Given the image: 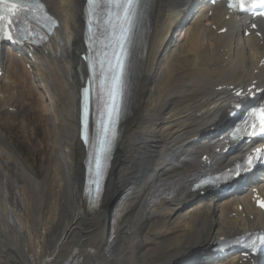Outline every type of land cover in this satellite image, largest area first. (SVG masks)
<instances>
[{"label": "bare ground", "instance_id": "obj_1", "mask_svg": "<svg viewBox=\"0 0 264 264\" xmlns=\"http://www.w3.org/2000/svg\"><path fill=\"white\" fill-rule=\"evenodd\" d=\"M45 2L62 25L33 66L50 95L38 96L39 105L29 101L34 91L22 86L26 79L19 81L14 68L8 73L14 79L4 85L6 91L21 86V101L30 102L20 135L34 149L30 152L35 162L25 164L4 135L11 125L1 123L0 264H171L219 232L241 231L242 215L249 211L246 197L191 204L187 187L202 169V151L210 146L194 151L188 141L222 122L227 97H234L228 89L264 80L259 67L264 45L252 36L241 39L219 9L211 18L204 13L186 25L173 40L170 32L191 0H154L130 119L104 201L98 211L88 213L80 193L84 152L77 141V92L85 73L73 51L80 41L77 15L82 0ZM223 27L228 32L217 35ZM217 88H226L227 96ZM2 99L0 118L7 115L6 98ZM29 116L39 123L31 133L26 131ZM42 156L41 169L35 172ZM238 203L243 208L239 214L234 208ZM231 214L239 218L238 224ZM257 215L246 223L250 229L264 227Z\"/></svg>", "mask_w": 264, "mask_h": 264}, {"label": "snow or ice", "instance_id": "obj_2", "mask_svg": "<svg viewBox=\"0 0 264 264\" xmlns=\"http://www.w3.org/2000/svg\"><path fill=\"white\" fill-rule=\"evenodd\" d=\"M255 4L264 7V0H254ZM140 0H88L90 10L102 9L106 10L105 23L110 29V42L105 45L106 49H110L103 53V58L99 60L101 89L107 93V107H108V124L115 123V119L119 116L118 97L123 94L124 75L128 52L127 46L130 40V32L133 26V21L136 16V9ZM243 7V5H241ZM44 12V5L39 0H0V39L13 40L14 36L11 34V29L5 30V24L13 25L14 20L11 16H18L24 14L26 11ZM46 20H51L45 14ZM91 66V65H90ZM88 90H86L87 93ZM259 119V123L256 121ZM247 127L253 131L248 132L247 128L244 131L249 135H254L256 131L264 134V106H259L256 110L249 114ZM111 128L106 125L104 127V135L106 137L103 142L101 151L107 152L111 147V138L109 133ZM87 142V137H85ZM254 157L249 156L247 163L250 165ZM264 159V155L260 156ZM97 175L101 174L100 158L96 161ZM242 165H237L232 169L233 174L238 175L239 169ZM99 190V185L97 184ZM264 207V204L261 205ZM264 239V238H262Z\"/></svg>", "mask_w": 264, "mask_h": 264}, {"label": "rangeland", "instance_id": "obj_3", "mask_svg": "<svg viewBox=\"0 0 264 264\" xmlns=\"http://www.w3.org/2000/svg\"><path fill=\"white\" fill-rule=\"evenodd\" d=\"M202 19V18H201ZM23 74H24V72H23ZM11 94H12V92H11ZM37 94V93H36ZM20 100H21V95L20 94H18L17 93V95H16ZM21 97V98H20ZM11 99H13L14 100V98H12L11 97ZM37 103H38V105H39V99H38V97H34L33 98ZM15 101V100H14ZM16 102L18 103V100H16ZM23 102V101H22ZM35 108H38V106L37 105H35ZM28 112V111H27ZM25 115H26V113H25ZM9 117V116H8ZM9 118H12V117H9ZM29 118H30V116H29ZM28 118V119H29ZM6 120H8V118H6ZM6 120H3V121H6ZM8 122H10V121H8ZM29 123H28V125H27V127H26V131L28 132V133H31V130H33L34 131V129H33V127H34V125H38L39 123L38 122H35L34 123V121H33V119L32 120H29L28 121ZM31 122V123H30ZM16 127H17V123H16V121H15V123H12V126H11V129H10V133L11 134H17V133H19V129H18V127H17V129H16ZM30 128V129H29ZM41 128V127H40ZM14 129V130H13ZM25 137V136H24ZM27 142V141H26ZM28 143V142H27ZM28 145L31 147V145L28 143ZM31 150H32V147H31ZM30 150V151H31ZM28 152V157H29V159L31 160V161H29V159H27V161L29 162V164L31 165L32 164V166H33V164H34V162H35V158H34V156L32 155V152ZM33 152H34V149L32 150ZM33 156V157H32ZM27 157V158H28ZM33 158V159H32ZM42 158H43V156L39 159V161L36 163L37 164V166L38 167H40L41 166V162H42ZM33 160V161H32ZM51 173H52V171H51ZM54 175H55V177L57 176L56 175V173H54Z\"/></svg>", "mask_w": 264, "mask_h": 264}]
</instances>
